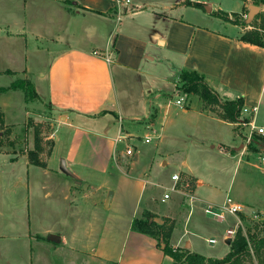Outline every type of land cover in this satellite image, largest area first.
Here are the masks:
<instances>
[{
  "label": "crops",
  "instance_id": "crops-1",
  "mask_svg": "<svg viewBox=\"0 0 264 264\" xmlns=\"http://www.w3.org/2000/svg\"><path fill=\"white\" fill-rule=\"evenodd\" d=\"M6 1L0 0V39L9 43L5 47L8 53L20 50L23 61L12 68H0V76L12 75L9 84L0 86L29 79L37 99L46 103L48 112L43 119L50 130L43 132L39 144L38 158L44 164L37 165L27 154L35 147L32 128L27 124L33 116L32 101H25L19 88L0 93L3 125L10 129L7 144L0 146V264H43L44 259L35 253L47 246L63 248L60 254L69 253V260L65 259L69 264H172L173 259L157 246L154 237L130 228L131 221L141 218L144 211L156 214L158 223L161 218L171 219L169 242L173 247L206 257H223L230 249L225 233L224 247L211 252L201 244L214 238L201 233L210 225L198 217L190 219L192 209L201 211L206 204L223 202L224 198L221 203L208 198L209 194L217 196L218 180L205 178L199 165L186 156L178 164L180 170H174L168 180L155 179L159 177L152 171L168 163L161 147L169 140L202 145L196 133L204 126L193 131L191 121L213 120L235 130L234 122L213 113L176 105L164 112L160 104L174 90L176 75L183 68L196 69L215 80L212 87L222 97L240 96L243 105H255L254 122L264 126V122H258L259 113L264 111V47L240 38L250 25L215 14H239L247 3ZM188 1L202 6L208 2L209 9ZM206 19L212 22H204ZM27 52L50 54H45L44 66L33 76L31 67L26 66ZM16 75L19 77L14 79ZM151 126L157 128L151 141L156 140L158 157L134 172L135 163L129 161L124 149L130 146L132 159H138L129 140L137 136L144 140L151 134ZM21 127L25 137L19 140ZM2 132L0 129V136L5 135ZM217 146L241 163L236 133L218 140ZM229 149H234L233 153ZM117 158L128 162L120 164ZM62 159L68 171L61 166ZM256 170L262 174L264 167ZM173 173L179 179L171 190ZM155 187L174 192L175 198L159 207L152 196ZM107 197V211L96 235H91L90 229L84 230L89 223L81 227V212L95 215L98 205L105 207ZM170 197L164 192L160 202ZM233 199L244 205L240 213L245 209L264 211L262 203L246 205ZM54 204H58V211ZM54 212L55 220L46 224L48 214ZM238 214L231 215L237 219ZM50 233L58 234L59 242L48 240Z\"/></svg>",
  "mask_w": 264,
  "mask_h": 264
},
{
  "label": "rangeland",
  "instance_id": "rangeland-1",
  "mask_svg": "<svg viewBox=\"0 0 264 264\" xmlns=\"http://www.w3.org/2000/svg\"><path fill=\"white\" fill-rule=\"evenodd\" d=\"M228 1L227 3L231 4L230 1L232 0H225ZM7 3V1L5 0ZM245 2L248 4L253 3L252 0H245ZM208 4L205 3L203 6H200L199 8L203 9L205 5ZM12 5H10V8H12ZM16 4L14 3V6ZM247 5L245 6L244 10L237 14L235 16L234 13H227L228 19L230 21H240L242 19H245V14L248 10ZM261 7V11H264V5L258 4ZM226 6V5H225ZM8 7V5H6ZM225 14L221 13L223 18L225 17ZM221 16V18H222ZM254 21V19L252 20ZM204 22H212L210 19H206ZM251 23V22H250ZM258 23V21H257ZM241 24V23H239ZM251 28V25L248 27V29ZM18 44V43H16ZM9 45L8 42H4V40L0 39V68L1 67H11L18 66V62L22 63V55L23 53L16 49L15 52L8 53L5 47L7 48ZM50 56L48 53H37V52H30L26 54L27 61L26 66L31 67L30 75L33 76V74L36 73L38 68L44 66V61L47 60V57ZM15 62V63H13ZM29 67V68H30ZM18 68V67H16ZM19 77V75L14 76V79ZM12 79V75H1L0 76V84L6 85L9 84V82ZM27 80V79H26ZM29 80V79H28ZM209 84L211 86L216 85V81L213 79H207ZM174 90L168 94L167 97H165V101L168 99H175L177 96H183L184 97V103L183 107L189 108V109H195L199 111H204L208 114H216L218 117L221 112L220 103H207L205 100L201 99L196 94L185 92L179 87V81L174 80ZM215 90V87H213ZM216 91V90H215ZM219 99L222 100V96L219 95L218 92H216ZM32 101L31 107H32V114L33 116L30 117L27 120V124L29 127L32 128L34 139L38 142V145L40 144V140L42 137L43 132H48L49 125L46 123V121L43 119V115H45L48 110L46 103L42 100H39L37 98H34ZM43 119V120H42ZM226 121V120H225ZM258 122H264V111L262 110L261 113H259ZM233 123V122H232ZM192 127H194L192 130L197 131L200 127H203L201 129V132H197L196 136L200 137L203 141L202 145L199 147H194L189 143L187 140L182 141V139H179L176 143H173L169 140L165 145L161 147V152L165 153L168 157V163H166L163 167L155 168V171H152V173H156L159 178H156L157 180H168L170 178V174L174 170H180L178 169L179 162L185 158L191 161L195 162L199 165L201 168V171H203L202 175L212 181L218 180L216 183V188L218 192H215V195H208V198L211 197L212 200L215 202L221 203L222 199L225 198L226 194H229L232 198L235 197L238 201L243 202L244 204L252 203L253 202L257 205L260 203L264 204V172L260 174V172L256 169H260L264 167V164L259 162V158L261 155H264V137L260 135H253V138L258 141V147L255 149H252L249 147H246L245 150H240L241 155V163L236 161V157L227 156L226 154L220 152L218 150L217 142L221 139H226L230 137L231 135H234L236 133V130H233L231 126L219 124L213 120L205 119V121L198 120L197 122L193 123V121L189 122ZM2 128V133L5 134L3 136H0V146L1 144H7L8 142V134L10 132L9 127H5V125L0 126ZM235 127V126H234ZM156 128V127H154ZM23 127L19 128V132L17 133V138L20 140L21 138L25 137V132L23 131ZM157 129V128H156ZM191 130V128L189 129ZM168 133V132H167ZM188 133V131H187ZM238 140V139H237ZM49 144V142L47 143ZM129 144L134 148V151L138 154V159H132L133 157H129V161H132L134 164V172L143 170V166L147 165L149 166L151 160L155 157L157 159V151H156V140H152L150 142H145L143 138L141 137H132L129 140ZM215 144L214 148H211L210 145ZM238 150V149H237ZM119 149H117V153ZM234 151V149H233ZM230 152V151H229ZM164 159V158H163ZM162 159V160H163ZM245 161H247L245 163ZM117 162L120 164L126 165L128 162L127 159H119L117 158ZM115 164L113 165V168L111 170H114ZM155 175V176H156ZM164 192H168L171 197L168 199H165L164 203L160 202V197L163 195ZM175 193L172 191H168L167 189H163L161 187H155L152 193V196L156 198L157 203L159 204V207H165L166 205H169L170 201L175 198ZM155 202V201H154ZM256 205V206H257ZM261 206V205H260ZM58 204H54L53 208L55 210H59ZM98 205V208H96L95 215L91 214V211L88 212H81L80 215V223L81 227L86 224L89 225V227H85L84 230H89L91 235H96L97 230L100 225V220L102 216L106 213V207L104 205L100 207ZM187 209H185L186 212ZM193 213L190 215L191 221L198 217L201 220H205V223L209 224L210 226L206 229H204L203 232L207 236H211L215 238L214 243H207L204 240L201 242V244L206 247L207 250L211 252H216L220 248L224 247V242L222 240V235L226 232V229L230 226L237 227V225L242 227V230L244 232L249 231L250 237L253 235L254 237H262L264 238V211H258V210H246L243 212V217H240L238 214V218L240 219V222L237 224V219L232 216L230 213L226 212L225 215L222 218H216L211 217L208 214L204 213L203 210H197L192 209ZM55 214L50 213L48 214L47 218L45 219L46 224L53 222L55 220ZM158 217V216H157ZM165 219V221H164ZM161 218L162 222L164 221L165 227L166 225H171L172 221L168 217ZM161 222V223H162ZM169 223V224H167ZM92 225V226H91ZM80 227V228H81ZM46 237V236H45ZM252 238V237H251ZM92 242V239L90 240ZM88 243V242H87ZM37 247V246H36ZM182 248V247H181ZM63 252V248H56L55 250L52 247H48L47 249L41 248V250L37 249L36 256L41 257V259H44L43 264H69L66 262L69 259V253L65 252L64 254H60ZM67 254V255H66ZM81 256H79L80 262H82V259H80ZM77 258V257H76ZM66 259V260H65ZM250 262L252 264H257L255 260L251 259ZM248 263V262H245ZM98 264V263H97ZM173 264V262H172Z\"/></svg>",
  "mask_w": 264,
  "mask_h": 264
},
{
  "label": "trees",
  "instance_id": "trees-1",
  "mask_svg": "<svg viewBox=\"0 0 264 264\" xmlns=\"http://www.w3.org/2000/svg\"><path fill=\"white\" fill-rule=\"evenodd\" d=\"M245 1V0H243ZM193 6H202L199 2H190ZM253 4H263L264 0H252ZM222 11H217L215 14L221 17ZM237 16V13H234ZM223 18V16H222ZM223 19L229 20L227 14ZM258 21V23H257ZM233 23H241L243 25H251V28L246 29L241 34L240 38L247 42L257 44L264 47V11H260L251 23H246L245 19L240 21L234 20ZM176 80L179 81V87L185 91L196 94L207 103H220L221 112L219 117L223 120L234 122L240 115V109L243 105L242 97L234 98L222 97L219 99L216 91L209 84L205 74L196 69L183 68L177 75ZM19 88L22 90L25 101L34 100L37 98V93L33 84L27 79H16L7 87L0 86V93L7 89ZM3 125V113L0 110V126ZM0 129H2L0 127ZM252 137L249 147L255 149L258 147V141ZM40 147L35 140V147L33 150H28L27 154L29 160L37 165H43L38 158V151ZM233 153V149H229ZM243 217V213H239ZM157 216L149 211H144L141 218H134L131 221L130 228L140 231L157 240V246L161 248L164 254L173 259V264H252L250 260L254 259L257 264H264V238L250 237L249 231L244 232L241 226H237L234 235L230 240L229 251L221 258L206 257L200 253L191 252L186 248L173 247L169 242L172 226H166L164 221L158 223ZM248 262V263H245Z\"/></svg>",
  "mask_w": 264,
  "mask_h": 264
},
{
  "label": "built area",
  "instance_id": "built-area-1",
  "mask_svg": "<svg viewBox=\"0 0 264 264\" xmlns=\"http://www.w3.org/2000/svg\"><path fill=\"white\" fill-rule=\"evenodd\" d=\"M129 0H125L128 2ZM93 53L98 54L96 51ZM100 55V54H99ZM104 58H108L103 55ZM184 97L177 96L175 99H168L164 101V103L160 104L164 109V112L171 106L176 105L183 107ZM257 107L242 105L240 109V115L236 121H234L236 135L240 139V149L245 150L246 147L251 143L253 135H260L264 137V126L255 124L254 117L256 113ZM151 134L144 136L145 142H150L155 133V129L151 126L150 128ZM124 153L132 156L134 154L132 148L130 146H126L124 149ZM261 163L264 164V155L260 156ZM171 179L174 180L175 184L171 187V190L175 189L176 181L179 179V175L177 173H173L171 175ZM168 194L165 193L164 197H167ZM203 210L206 214L211 217L222 218L226 212L236 215L244 210V205L235 201L230 195H226L223 202L219 205L206 204L203 206ZM240 222L238 219L237 224ZM236 230V227H229L226 229L224 238H232ZM209 243H213L215 241L214 238L207 239Z\"/></svg>",
  "mask_w": 264,
  "mask_h": 264
},
{
  "label": "water",
  "instance_id": "water-1",
  "mask_svg": "<svg viewBox=\"0 0 264 264\" xmlns=\"http://www.w3.org/2000/svg\"><path fill=\"white\" fill-rule=\"evenodd\" d=\"M205 7H206V9H209V6L206 5ZM247 8H248V10L245 14V22L249 24L250 22H252V20L255 18V16L261 11V7L257 4L250 3L247 5ZM61 166L63 167V169L68 171L67 167L65 166V161L63 159L61 160ZM108 203H109V197H107V199L105 201V207L108 206ZM157 221L159 222V219ZM47 239L52 241V242H59L60 236L58 234L50 233L47 236ZM230 240H231V238L229 237L226 239V242L230 243Z\"/></svg>",
  "mask_w": 264,
  "mask_h": 264
}]
</instances>
